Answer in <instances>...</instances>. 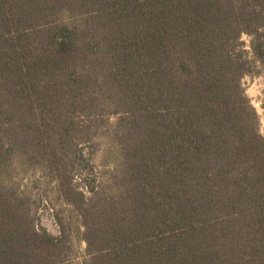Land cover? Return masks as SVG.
Returning a JSON list of instances; mask_svg holds the SVG:
<instances>
[{"label":"trees","instance_id":"16d2710c","mask_svg":"<svg viewBox=\"0 0 264 264\" xmlns=\"http://www.w3.org/2000/svg\"><path fill=\"white\" fill-rule=\"evenodd\" d=\"M257 63L264 0H0V264L65 260L25 161L78 212L83 264H264ZM110 115L96 165L76 137Z\"/></svg>","mask_w":264,"mask_h":264},{"label":"rangeland","instance_id":"374dc122","mask_svg":"<svg viewBox=\"0 0 264 264\" xmlns=\"http://www.w3.org/2000/svg\"><path fill=\"white\" fill-rule=\"evenodd\" d=\"M245 48L249 51L251 59H253L251 49V37L247 34L243 35ZM255 75H247L243 82L254 106L261 117V132L264 134V65L257 63ZM117 115H110L97 121H92L91 138L86 135L77 136L79 141H84V152L91 154L93 150L97 156L93 155L95 164H103V155L107 150L106 134L110 123L114 122ZM98 132V133H97ZM99 135L100 138L95 137ZM103 171V169H102ZM14 184L23 192L24 196L29 197L31 209L34 212V219L38 226L47 229L55 236L62 235L61 225L66 227L64 235L66 243V251L63 264H83L87 257L86 243L78 231L81 218L77 211L68 205L61 196L56 176L49 170L43 168L42 164L34 161L18 162L17 168L13 172Z\"/></svg>","mask_w":264,"mask_h":264}]
</instances>
